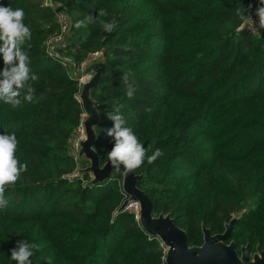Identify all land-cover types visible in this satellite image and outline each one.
<instances>
[{
    "label": "trees",
    "instance_id": "1",
    "mask_svg": "<svg viewBox=\"0 0 264 264\" xmlns=\"http://www.w3.org/2000/svg\"><path fill=\"white\" fill-rule=\"evenodd\" d=\"M0 0L22 8L30 28L23 48L30 55L31 102H0V134L15 133L16 157L27 164L6 185L0 207V264H16L11 250L27 239L39 245L32 264H164L159 239L147 234L137 215L123 209L122 175L112 171L92 185L77 169L74 139L82 120L80 82L68 65L50 54L62 35L61 13L71 23L66 46L56 51L80 67L101 53L106 67L92 88L99 121V161L108 160L114 140L107 112L121 104L126 126L145 148L163 155L134 169L153 212L170 213L202 242L201 224L212 233L242 212L236 243L264 240V32L246 21L257 0ZM251 5L245 19L236 9ZM101 9L108 15L98 17ZM95 22H87V17ZM101 20L114 21L105 31ZM79 21H85L77 27ZM4 64L0 57V70ZM133 73L136 92L125 94L122 75ZM86 161L81 163L84 167ZM135 207V206H134Z\"/></svg>",
    "mask_w": 264,
    "mask_h": 264
},
{
    "label": "water",
    "instance_id": "2",
    "mask_svg": "<svg viewBox=\"0 0 264 264\" xmlns=\"http://www.w3.org/2000/svg\"><path fill=\"white\" fill-rule=\"evenodd\" d=\"M49 4L57 8L52 0H49ZM258 6L259 0L256 2V7ZM61 16L63 20L68 19V25L61 35L60 42L49 45V52L66 63L70 75L80 82L77 98L83 111L81 120L83 131L77 138L75 146L77 169L69 176L75 177L82 173H89V183L95 185L108 179L112 171H116L109 160L101 164L94 149L96 141L95 126L99 121V113L91 90L97 87L106 64L102 54L97 53L90 63L79 68L72 58L61 55L56 51L57 48H65L71 23L66 13H61ZM246 22L264 32V29L258 27V18L255 15ZM83 161L87 162L84 167L81 166ZM117 172L122 175L121 190L125 198L113 212V215L123 209H130L133 204H137V219L140 226L147 234L159 239L165 250L164 264H264V250L259 249V252L254 254L252 260H250L246 253L247 247H243L241 256H238L234 249V242H226L242 212L234 213L224 223L225 229L221 233H212L208 227L201 224L202 243L199 245L189 244L187 232L174 222L170 213L160 212L155 214L153 212L150 198L145 190L138 186V181L144 176V173L136 174L134 170L125 173L122 165L121 170Z\"/></svg>",
    "mask_w": 264,
    "mask_h": 264
},
{
    "label": "clouds",
    "instance_id": "3",
    "mask_svg": "<svg viewBox=\"0 0 264 264\" xmlns=\"http://www.w3.org/2000/svg\"><path fill=\"white\" fill-rule=\"evenodd\" d=\"M236 13L241 19H245V13L251 15V5L244 8L240 5ZM108 15L106 9H101L98 17ZM255 17L258 18V27L264 29V0H259V6L255 7ZM25 12L22 8H12L10 5L0 4V57L3 59V68L0 70V102L10 104L13 107L21 105L20 99L23 93V100L31 102L34 99L35 89L30 81L37 79L31 73L30 55L28 50L23 48L27 38H30V28L24 23ZM87 22H95L89 16ZM105 31H113L114 21H100ZM79 21L77 27L84 24ZM133 73L125 71L121 77L125 86V94L132 98L136 92ZM122 105L114 103L112 111L107 112V117L113 122V126L107 130V134L113 138L112 149L107 153V158L111 166L116 171L125 173L140 167L147 157V162L152 164L157 158L163 155L161 149L156 148L151 155L147 152L151 148H145L134 131L126 126V121L122 114ZM18 140L15 133L0 134V207L7 205L8 201L4 197L6 185L14 184L20 176L21 171L27 170V164H22L16 157ZM39 250V245L29 242L27 239L17 241V246L11 250V259L16 264H32L31 257L34 251Z\"/></svg>",
    "mask_w": 264,
    "mask_h": 264
},
{
    "label": "flooded vegetation",
    "instance_id": "4",
    "mask_svg": "<svg viewBox=\"0 0 264 264\" xmlns=\"http://www.w3.org/2000/svg\"><path fill=\"white\" fill-rule=\"evenodd\" d=\"M224 229H225V227H224ZM224 229H223V231H224ZM218 233H221V232H218ZM233 234H234V228H233V230H232V232H231V234H230V236L226 242L227 243H229L230 241L234 242V249H235L236 253L238 254V256H241V254L243 252V250H242L243 247H247L246 253H247L248 258L250 260H252L254 254L259 252V249L264 250V240L263 241H257L253 245L249 241H246L245 243L237 244Z\"/></svg>",
    "mask_w": 264,
    "mask_h": 264
},
{
    "label": "rangeland",
    "instance_id": "5",
    "mask_svg": "<svg viewBox=\"0 0 264 264\" xmlns=\"http://www.w3.org/2000/svg\"><path fill=\"white\" fill-rule=\"evenodd\" d=\"M34 1H42V0H34ZM44 1V3L45 4H49V0H43ZM251 19V18H250ZM52 43H59L60 42V40H56L55 38H53L52 39ZM51 44V43H50ZM95 57V55L94 56H92V57H90V58H88L87 59V61L85 62V63H83L80 67H84V66H86L88 63H90L92 60H93V58ZM79 67V68H80ZM81 132H82V130H81ZM79 134H77V136H78ZM75 142H76V138L74 139V141H73V143L75 144ZM137 209H138V205H135V207H131L130 208V210H132V211H134L135 213H136V215H137Z\"/></svg>",
    "mask_w": 264,
    "mask_h": 264
},
{
    "label": "built area",
    "instance_id": "6",
    "mask_svg": "<svg viewBox=\"0 0 264 264\" xmlns=\"http://www.w3.org/2000/svg\"><path fill=\"white\" fill-rule=\"evenodd\" d=\"M60 17H61L62 21H64L61 15H60ZM65 29H66V24H65V22H62V31H64ZM53 38H55V39L58 41V40L61 39V35H58V36L52 37V38L50 39V43L53 42V41H52ZM96 54H97V53H95L94 55L96 56ZM81 130H82V126H80V128H79V132H78L79 135L77 136V138L80 136V134H81ZM77 138H76V140H77ZM74 145L76 146V142H75Z\"/></svg>",
    "mask_w": 264,
    "mask_h": 264
},
{
    "label": "bare ground",
    "instance_id": "7",
    "mask_svg": "<svg viewBox=\"0 0 264 264\" xmlns=\"http://www.w3.org/2000/svg\"><path fill=\"white\" fill-rule=\"evenodd\" d=\"M82 131H83V127H82ZM135 205H137V204H133V207H134Z\"/></svg>",
    "mask_w": 264,
    "mask_h": 264
}]
</instances>
